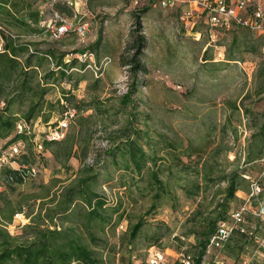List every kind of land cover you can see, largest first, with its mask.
Instances as JSON below:
<instances>
[{"label":"rangeland","instance_id":"374dc122","mask_svg":"<svg viewBox=\"0 0 264 264\" xmlns=\"http://www.w3.org/2000/svg\"><path fill=\"white\" fill-rule=\"evenodd\" d=\"M8 1L20 3L34 12H39L42 20L41 29L44 32L42 35L27 36L18 28H10L0 21L3 37L14 34L19 43H38L41 51L51 49L56 52L57 57L65 53L67 64L80 61V55L88 53L86 70L80 68L78 63L70 72L73 73L74 80L80 78L79 87L75 89L72 81L65 80L61 88L56 86L51 91L48 95L49 100L66 103L62 95V89H66L72 90L76 106L98 99L100 106L108 108L113 102L122 101L124 96L135 89L132 101L138 106L133 108L140 107L136 113L146 114L145 119H149L154 128L161 129L153 132L154 135L158 137L159 133H162L182 149L190 148L194 152H199L203 147L204 156H208L211 152L215 153L219 148V153L216 154L222 165L227 168V172L233 169L227 163L239 159L238 166L247 169L245 176L247 180H251V187L261 186V191L250 200L246 193L239 192L238 199L231 206V215L243 207L249 208L250 212L245 215L248 227H256L253 243L241 256L238 264L243 262L264 264L261 261V255L264 253V215L260 213L264 211V159L246 166L247 148L251 136L256 131L250 128L253 119L251 115L246 117L240 111L228 118L231 121L228 131H225L227 127L221 126L231 111L228 107L231 101L237 102L241 108L243 103L252 107L255 113L263 115L264 122V95L257 96L258 84L255 79L258 65L263 60L264 46L261 47L260 54L245 51L241 56L242 63L238 65L216 66L224 63L226 51L234 37L258 40L259 36L241 28H234L228 32L219 31L216 33L215 41L212 42L207 35L195 34L196 31L204 32L205 25L200 12H197L196 7L191 6L192 0H185L182 5L174 9H164L155 0ZM189 10L194 11L193 17L185 23L182 16ZM76 12L83 18L81 23L87 24L85 34L81 36L77 31H71L59 39L51 37L53 30L48 26L57 24L56 14L78 27L80 23L72 22ZM137 17H140L142 23L140 32ZM140 35L145 37L146 45L141 50L142 53L137 56V42ZM205 51H207L206 55H204ZM133 59L139 60L146 72L133 71L134 64L131 63ZM205 59H212L215 62L204 64ZM52 63L55 64L56 60L53 59V62L49 63L51 68ZM54 68L57 66L55 65ZM97 78L100 79L101 85L99 88L97 86L91 89L92 83ZM247 95H250V98L246 97L247 100L242 101ZM76 115V119L66 130L65 137L73 131L78 132L75 123L81 116L84 120L83 124L94 134L89 157L84 161L71 158L68 161L71 168L67 170L66 166L54 157L53 152H58L59 147H53V150L48 151L44 149L41 152L35 149L31 165L36 167L37 173L32 180L22 185L20 190L31 192L41 183L49 184L53 176L65 181L62 184L64 185L68 183L66 180L75 178L74 174L79 168L100 166L96 157L109 149L106 137L112 120H105L104 116L90 109L83 112L77 110ZM57 120H61L60 115L47 126L38 124L35 128L36 139L39 141L44 139L45 135L55 127L53 124L58 122ZM19 148L22 152L28 151V148L25 149L23 146ZM7 152L10 153L11 149ZM181 158L185 162L189 161L188 158ZM10 163L12 167L17 166L13 162ZM3 167L0 164V191L8 187L5 181L1 184ZM115 176L116 179L110 185L104 184L101 191L107 195L110 205H114L122 198L126 213L119 225H112L105 235L99 233L108 247L100 249L98 246H93L91 249L98 252L101 259L107 264H115L117 261L121 264H129L132 257L136 256L145 264L151 247L187 251L196 257L199 255L195 236H186L185 233L194 225L190 217L198 209L199 203L205 205L203 210L206 211L209 208L208 201H203L201 198L187 200L184 191L177 189L178 209L171 208L165 203L153 216L147 217V223L140 235L131 243L126 233L128 226L147 214L151 199H140L134 194L133 199L138 201L134 203L127 191L117 185L120 175ZM163 177L167 178V175ZM225 185L222 184L221 187L224 188ZM257 213L260 215L258 216ZM28 222L29 220L22 214L15 218L9 226V231L17 234ZM158 223L163 224L161 229H157ZM121 226L123 228H120ZM157 237L160 241L154 242V238ZM228 264L233 262L230 261Z\"/></svg>","mask_w":264,"mask_h":264},{"label":"trees","instance_id":"16d2710c","mask_svg":"<svg viewBox=\"0 0 264 264\" xmlns=\"http://www.w3.org/2000/svg\"><path fill=\"white\" fill-rule=\"evenodd\" d=\"M136 20L140 32V17ZM0 21L10 28H18L27 36L42 35L44 32L41 29L40 13L13 1H0ZM16 38L17 36L13 40L11 36H5L7 51L0 53V158L8 149L17 145L28 148V151L22 152L20 149V153L12 159V162L17 164L15 170L3 167L1 171V184L5 181L8 187L0 191V264H107L100 258L99 253L91 248H107L108 244L100 238L99 233L105 235L112 225H119L126 213L122 198L110 205L107 195L101 191L104 184L110 185L116 179V174L120 175L117 185L127 191L134 203L138 202L133 199L134 194L140 199H151L147 214L128 226L126 233L131 243L140 235L147 223V217L153 216L165 203L178 209L177 189L184 191L187 200L201 198L208 201L210 212L203 210L205 205L199 203L198 209L190 217L194 225L185 233L186 236H195L200 258L220 223L231 219V206L238 199L237 193L244 192L248 196L252 193L251 180L244 177L247 175V169L238 166L237 158L233 163H227L229 167H233L227 172V168L217 157L219 148L215 153L204 156L203 147L199 152L190 148L182 149L162 133H159L158 137L153 132L136 133L133 130L134 133H128L129 129L126 127L124 134L107 135L109 149L97 155V164L100 165L98 168H79L74 174L75 178L66 180L68 183L64 185L62 184L65 181L53 176L49 184L41 183L31 192L20 190L29 180L24 182L17 177L16 170L33 167L31 160L33 152L37 150L35 128L38 124L47 126L56 116L60 115L62 118L68 107L81 112L94 110L102 116L114 108L100 106L98 99L76 106L72 90L66 89H62L66 103L49 100L51 91L56 86L61 88L65 80L72 81L77 89L81 80H74V75L70 72L78 63L85 71L87 62L76 60L67 64V54L62 53L57 57L56 52L51 49L41 51L38 43H19ZM137 45L139 56L146 45L144 36L140 35ZM262 46L263 36L258 40L234 37L226 51L224 63L216 66L238 65L242 63L241 56L245 51L260 54ZM206 53L207 51L204 55ZM49 57L56 60L54 65L57 68L49 66ZM262 57L255 75L258 97L264 95V55ZM131 63L134 64L133 71L136 73L146 72L139 60L133 59ZM100 82L97 78L90 88H99ZM134 91L135 89L123 97V107L128 108L133 104ZM246 97L250 98V95L245 96L242 101ZM228 107L232 115L242 111L246 117L251 115L253 119L250 128L256 131L251 136L247 148L246 166L263 160V115L255 113L252 107L245 106L244 103L241 108L237 102L231 101ZM76 121L79 125L78 132L73 131L59 142H39L47 151L59 147L58 152H53L54 157L59 159L67 170L71 168L68 165L71 158L84 161L92 151L93 132L83 124L82 117ZM226 122L230 124L231 121L228 119ZM19 123L25 127L22 132L17 131ZM57 124L56 122L53 125L56 127ZM228 124H225V131L231 127ZM181 157L188 158L189 161L185 162ZM164 175H167V178H164ZM10 177H13V180ZM222 184H226L224 188L221 187ZM22 214L29 222L20 228L19 233L12 234L9 226ZM156 226L161 229L163 224L158 223ZM158 241L159 237L154 238V242ZM252 243L253 236L235 229L228 242L221 248V253L225 259L238 264ZM199 263L198 259L197 264Z\"/></svg>","mask_w":264,"mask_h":264},{"label":"built area","instance_id":"2783aa9c","mask_svg":"<svg viewBox=\"0 0 264 264\" xmlns=\"http://www.w3.org/2000/svg\"><path fill=\"white\" fill-rule=\"evenodd\" d=\"M53 2H57L58 0H52ZM160 7L167 9H174L179 5H182L185 0H155ZM196 4L197 12L204 17L203 23L205 25L204 32H198L200 35H207L212 42L215 41L217 34L219 31H229L233 28L239 27L243 29H247L250 32L256 34L257 36L264 37V0H192L190 1ZM138 3V1H136ZM193 10L187 11L183 16L182 20L186 23V21L190 20L193 17ZM82 17L79 16L78 12L75 13L73 21L80 23L81 25L75 27L74 23H69L66 19L56 14V23L52 24V26H48L53 31L51 32V37L55 39H59L61 36L71 32L77 31L79 35L83 36L85 34V29L87 24H82ZM197 22L195 21L194 24ZM53 33V34H52ZM15 39V36L9 34V37ZM32 50V49H31ZM6 40L2 35V26L0 25V53L6 52ZM89 60L88 54L80 55V61L85 63ZM49 61L53 62L52 58L49 57ZM70 62V61H68ZM90 65V64H89ZM52 68H54V63L51 64ZM4 103H2L3 105ZM68 107V105H66ZM77 110L71 107L67 108V111L63 114V117L60 121H58L57 126L53 128L47 135H45L44 139L46 141H62L65 137L66 130L69 125L76 119ZM24 125L19 123L17 126V131L22 132L24 130ZM41 140V141H42ZM36 147L38 151H43L44 148L40 141L35 138ZM20 153V148L17 146L11 147V152H6L0 158V164L4 167L12 168L11 163L12 159H14ZM17 177L22 179L24 182H27L31 178H33L37 169L35 166L32 168H18ZM247 178V176H244ZM13 180V177H10ZM252 193L249 196L252 198L255 195H258L261 190L257 185L252 186ZM249 208L243 207L240 210L235 211L231 216L230 220L221 222L219 228L214 236L211 237L209 243L205 247V251L203 255L199 258V255L196 257L193 253H189L187 251H176L169 249H161L156 247H151L149 251V257L145 264H197V260H200L199 264H228L226 259L223 257L221 253V248L228 242L229 238L232 236V232L238 230L240 233L248 234L250 237L253 236L255 238V230L256 227H248L245 215L248 214ZM262 215H264V211H260ZM259 216L260 214L257 213ZM21 216V215H19ZM18 216V217H19ZM120 228H123L121 226ZM217 252V253H216ZM261 261L264 263V253L261 255ZM115 264H121L117 261ZM129 264H143L136 256H133ZM242 264H246L243 262Z\"/></svg>","mask_w":264,"mask_h":264},{"label":"crops","instance_id":"0c3cea01","mask_svg":"<svg viewBox=\"0 0 264 264\" xmlns=\"http://www.w3.org/2000/svg\"><path fill=\"white\" fill-rule=\"evenodd\" d=\"M190 4L192 7H196V4L194 5V3H192V2H190ZM198 32H202V31H196L195 34H198ZM202 36H205V34ZM214 62L215 61H212L211 59H209L208 61H205L203 63L204 64H213ZM122 103H123V101L113 102V104H111L110 107L113 106L114 109L109 111L108 114L103 117L105 120H109V119L112 120V122L109 123V128L107 129L108 130L107 135H109V134H124L126 127L129 129L128 133H134V132H132L133 130L136 131V133L161 131V129L154 128V126L151 124L149 119H145L146 114H144L142 112L136 113L137 110L140 109V107L132 108L131 106H138V105H136L135 102H132L133 104H130L131 106H129L128 108L123 107ZM218 106L220 107L222 105H218ZM221 113H222V111H221ZM231 115H232L231 111H229V113L225 117L226 118L225 120L227 121L228 118L231 117ZM121 116L123 117V119ZM79 117H81V116H79ZM113 119H114V121H113ZM225 120L221 124L222 127H225V124H228ZM230 124H231V122H230ZM230 124H228V125L231 126ZM75 126L77 127V130H78L79 125H77V121L75 123ZM226 261L228 263H230L229 259H226Z\"/></svg>","mask_w":264,"mask_h":264}]
</instances>
